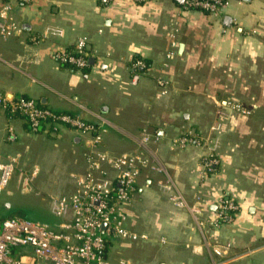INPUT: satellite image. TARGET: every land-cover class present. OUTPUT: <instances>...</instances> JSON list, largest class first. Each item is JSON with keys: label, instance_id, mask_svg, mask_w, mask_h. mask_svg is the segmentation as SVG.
I'll use <instances>...</instances> for the list:
<instances>
[{"label": "crops", "instance_id": "obj_1", "mask_svg": "<svg viewBox=\"0 0 264 264\" xmlns=\"http://www.w3.org/2000/svg\"><path fill=\"white\" fill-rule=\"evenodd\" d=\"M7 2L23 34L0 37V93L32 97L44 108L104 126L100 149L113 157L137 151L144 134L154 136L147 155L155 163L143 169L127 206L130 228L150 240L113 239V263L264 264V102L247 108L241 97L231 98L255 113L253 119L216 115L220 106L230 111L233 75L264 59V0H228L221 17L185 10L177 0H0V9ZM81 38L88 40L90 68L60 66L53 53ZM136 60L146 67L134 86ZM1 126L4 135L13 128L19 140L42 134L2 110ZM189 132L205 142L174 147ZM59 136L73 140L81 157L77 174H84L90 138L73 130ZM210 153L218 162L212 170L204 167ZM72 175L66 195L75 189ZM174 192L201 214L174 206ZM224 197H233L240 209L217 223Z\"/></svg>", "mask_w": 264, "mask_h": 264}, {"label": "built area", "instance_id": "obj_2", "mask_svg": "<svg viewBox=\"0 0 264 264\" xmlns=\"http://www.w3.org/2000/svg\"><path fill=\"white\" fill-rule=\"evenodd\" d=\"M16 1L23 5L31 2ZM227 5L228 0H184L183 7L185 10L221 17ZM14 11L11 2L5 3L0 9V37L5 40L23 34V26L16 20ZM47 36L48 33L43 38ZM53 58L60 66L76 71L90 68L88 40L81 38L71 49L55 51ZM145 67L141 60L132 64V85L138 84L141 78L139 69ZM167 84L165 80L159 82L161 87ZM233 109L249 114L239 104L233 105ZM0 110L11 117H22L34 134L56 137L65 130H73L90 138V148L85 154L86 172L72 175L75 182L73 193L62 195L55 202L56 224L20 217L6 218L0 222V264H132L123 258L113 263L108 250L113 239L123 243L150 240L147 234H140L130 228L127 206L136 193L143 169L155 163L147 155V144L154 136L144 134L137 151L113 157L100 149L107 132L104 126L69 113L44 108L36 99L26 96L0 93ZM18 139L15 130L8 128L5 141L12 144ZM202 140L189 132L179 136L173 145L186 149L200 145ZM217 164L211 154L204 167L212 170ZM16 169L15 158L0 148V196ZM155 170L160 171V168L156 166ZM169 200L177 208L189 209L193 215L201 214L198 206L188 205L179 193H172ZM239 209L233 197H224L214 221H230ZM162 242L165 243V240Z\"/></svg>", "mask_w": 264, "mask_h": 264}, {"label": "rangeland", "instance_id": "obj_3", "mask_svg": "<svg viewBox=\"0 0 264 264\" xmlns=\"http://www.w3.org/2000/svg\"><path fill=\"white\" fill-rule=\"evenodd\" d=\"M231 81L236 94L230 95L226 101L230 111L235 113H228L220 106V110L216 111L217 119L256 118L255 113L243 105L248 108L264 102V59L256 64L252 62L247 69L236 72ZM232 97H241L243 105L240 106L249 114L234 110L233 105L236 103L231 101ZM3 128L4 126H1L0 138L4 135ZM61 137L40 134L26 136L12 144L0 142V146L9 148L7 152L15 158L17 167L0 196V222L6 218L20 217L56 224L58 219L54 213L55 202L61 195L71 192V175L77 174L81 166V157L75 154L72 148L73 140ZM203 142L205 140L201 143ZM210 155L211 153L206 160L210 159ZM6 204L10 205L9 209Z\"/></svg>", "mask_w": 264, "mask_h": 264}, {"label": "water", "instance_id": "obj_4", "mask_svg": "<svg viewBox=\"0 0 264 264\" xmlns=\"http://www.w3.org/2000/svg\"><path fill=\"white\" fill-rule=\"evenodd\" d=\"M180 4H184V2H183V0H177ZM242 1H244V2H250L251 0H242ZM230 22H231V19L229 18V17H226L225 18V25L226 26H229V24H230ZM90 62H92V60H90ZM9 204H6V208L7 209H9Z\"/></svg>", "mask_w": 264, "mask_h": 264}, {"label": "trees", "instance_id": "obj_5", "mask_svg": "<svg viewBox=\"0 0 264 264\" xmlns=\"http://www.w3.org/2000/svg\"><path fill=\"white\" fill-rule=\"evenodd\" d=\"M41 222H44V221H41Z\"/></svg>", "mask_w": 264, "mask_h": 264}]
</instances>
